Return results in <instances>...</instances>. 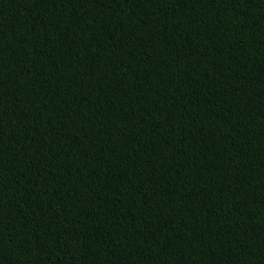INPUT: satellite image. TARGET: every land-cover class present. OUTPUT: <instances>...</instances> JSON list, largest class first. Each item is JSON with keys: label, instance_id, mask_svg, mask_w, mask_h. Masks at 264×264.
Here are the masks:
<instances>
[{"label": "trees", "instance_id": "16d2710c", "mask_svg": "<svg viewBox=\"0 0 264 264\" xmlns=\"http://www.w3.org/2000/svg\"><path fill=\"white\" fill-rule=\"evenodd\" d=\"M0 264H264V0H0Z\"/></svg>", "mask_w": 264, "mask_h": 264}]
</instances>
